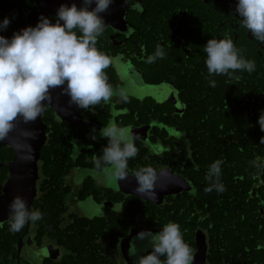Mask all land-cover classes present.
I'll use <instances>...</instances> for the list:
<instances>
[{"label":"flooded vegetation","instance_id":"af4514ba","mask_svg":"<svg viewBox=\"0 0 264 264\" xmlns=\"http://www.w3.org/2000/svg\"><path fill=\"white\" fill-rule=\"evenodd\" d=\"M55 1L58 0H0V22L5 17L11 21L0 35L11 38L23 27H35L41 15L52 18L54 23L56 14L50 13V7ZM67 1L78 7L82 3V0ZM237 3L238 0H114L102 14L106 30L96 46L110 57H122L106 69L115 94L106 104L101 102L78 111L85 126H94L98 132L114 121L138 135L135 140L138 153L127 168L128 179L106 183L114 188L119 182L131 195L100 184L98 178L106 174L96 170L95 158L82 155L64 181L68 206L65 219L72 220L70 217L74 215L85 218L86 214L94 216L88 219H102L96 223L103 231L99 242L111 264H134L129 249V262L125 259L124 240L132 232L160 231L161 224L175 217L174 202L191 200L200 202L197 223L189 224L186 230L189 235L194 233L191 238L196 244L194 256L201 251L206 264H211L213 258L236 264L235 256L242 258L244 264H264V144L260 143L264 132L258 124L264 111V44L240 27V17L235 14ZM225 38L243 50L244 58L255 62V71L238 72L236 75L241 78L231 82H226V76H213L211 79L217 86L212 88L203 46L209 39ZM158 44L165 57L147 63V57ZM121 91L127 95V101L120 98ZM101 137L99 133L97 145L101 144ZM78 152L80 149L76 157L80 155ZM82 158L92 166H83ZM216 160L222 161L220 182L226 190L206 192L209 183L205 176ZM149 166L165 179L164 191L158 186L156 189L157 201L162 199L160 204L141 198L135 191L133 173ZM80 168L95 171L96 178L88 175L78 182L73 173ZM169 177L179 182L168 185ZM173 186L175 192H171ZM37 188L38 197V184ZM122 197L125 200L137 197L141 202L125 207ZM138 204L140 210L135 211ZM154 206L163 212L155 213ZM181 212L183 218L189 211L183 206ZM212 213L219 216L213 217ZM229 221L233 226L224 231ZM69 225L66 221V227L73 230L75 225ZM192 228L195 230L191 231ZM113 236L118 239L110 246L108 237ZM22 237L24 247L32 241L39 253L50 244L61 252L54 259L42 257L41 264H89L85 260L63 261L67 250L48 238L37 241L32 223ZM237 240L240 248H236ZM145 248L138 242V254H147ZM17 264L30 263H23L20 256Z\"/></svg>","mask_w":264,"mask_h":264},{"label":"clouds","instance_id":"9594fccd","mask_svg":"<svg viewBox=\"0 0 264 264\" xmlns=\"http://www.w3.org/2000/svg\"><path fill=\"white\" fill-rule=\"evenodd\" d=\"M114 0H82L62 4L53 19L41 15L35 27L14 32L11 38L0 35V141L8 138L15 130L16 122H35L45 110V101L52 99L51 92L57 88L69 97L68 105L88 110L96 105L111 101L115 92L108 82L106 69L117 59L97 48L98 38L106 30L103 13ZM95 5V7H93ZM235 14L240 17V27L246 29L256 41L264 44V0H238ZM11 21L5 17L0 22V32L6 31ZM203 51L209 75V86L217 83L213 76H226L228 80H239L238 72L252 73L255 62L244 58L229 39H209ZM166 53L158 44L155 52L147 57V63L163 59ZM120 98L127 101L121 91ZM258 124L264 132V111ZM107 146L102 155L95 159V168L106 174L109 182L128 179V161L136 157L135 140L138 135L130 127H120L110 121L99 131ZM96 129L90 138L95 141ZM32 139L36 133H29ZM260 143L264 144V137ZM31 157L22 156V160ZM221 160L209 166L205 179L209 186L206 192L225 191L220 182ZM136 193L150 200H157L158 174L152 167H143L133 173ZM164 190L163 185L160 186ZM43 218L39 210H30L27 201L16 196L9 204V231L17 233L25 224L36 223ZM138 242L145 245L147 254H138ZM129 255L134 264H193V249L184 241L180 226L169 222L156 233L141 231L130 242ZM163 258V259H162Z\"/></svg>","mask_w":264,"mask_h":264},{"label":"trees","instance_id":"16d2710c","mask_svg":"<svg viewBox=\"0 0 264 264\" xmlns=\"http://www.w3.org/2000/svg\"><path fill=\"white\" fill-rule=\"evenodd\" d=\"M43 121L48 124V140L46 145L42 148L41 159L39 162L40 167V181L39 185V196L32 205V210H39L43 218L36 223H32L35 229L37 241H41L43 238L54 240L61 244L68 252L62 260L65 262L81 260L88 262L89 264H111L110 256H105V251H102L100 247L99 239L103 235L101 226H97V222L100 223L102 219H88L84 217L71 216L72 220L65 219V212L68 210L67 206V193L64 190V181L66 176L75 166L79 164L83 156L96 159L91 157L96 153L102 152V148L107 146V141L102 138L101 144L99 142V132L93 126L85 125H74L73 123L61 122L54 114V111L47 107L43 115ZM96 129L95 141L90 138L92 129ZM90 146H92L90 148ZM82 147V148H80ZM80 149V155L76 157L77 150ZM75 155V159H74ZM0 158L4 162H9L14 158V151L9 146H3L0 148ZM128 161V166H132L133 160ZM94 163V162H93ZM82 165L85 167L92 166L90 162L85 161L82 158ZM9 178V169L7 167L0 168V193L2 192L3 186ZM112 196L108 194V198ZM122 201L125 207L131 203L141 200L134 198L124 199ZM199 201L191 200L190 202L176 201L174 202L175 217L166 220V224L169 222L176 223L180 226L181 233L184 241L193 249V253L196 251V244L191 241L194 236L189 235L186 231L189 230L187 227L189 224L197 223L196 212L199 206ZM140 204L135 206V211L140 210ZM184 206L188 208V213L185 217L181 218V209ZM155 213H161L163 210L154 206ZM159 209V210H158ZM166 209V208H165ZM221 213V211H220ZM213 217L219 216L217 213H212ZM207 217L210 218V215ZM66 221L71 226L66 227ZM82 223L83 226H80ZM221 223L225 224L221 219ZM165 224V225H166ZM69 225V226H70ZM163 227L164 225L161 224ZM233 224L228 222V225L224 227L225 230H231ZM26 230V224L23 229L17 233L9 231V220L3 224H0V264H17V248L19 239L22 237ZM195 230V228H192ZM108 245L114 244L117 241V237H108ZM240 241L237 240L236 248H240ZM81 249V250H80ZM83 249H86L84 252ZM222 258L223 256L220 255ZM236 264H244L245 262L239 256H235ZM243 262V263H242ZM63 264V263H55ZM211 264H226L219 262L213 258Z\"/></svg>","mask_w":264,"mask_h":264},{"label":"water","instance_id":"95a60500","mask_svg":"<svg viewBox=\"0 0 264 264\" xmlns=\"http://www.w3.org/2000/svg\"><path fill=\"white\" fill-rule=\"evenodd\" d=\"M64 3L69 1H55L51 3L50 13L56 14L57 9ZM30 27V26H28ZM27 28L23 27L22 29ZM52 99L50 102L45 101V105L49 106L55 113V116L61 122L73 123L74 125H86V122L81 117L76 106L69 107V97L62 94V89L57 88L51 92ZM44 112L37 118L35 122L24 123L23 119L20 118L16 122V128L12 131L8 138L4 141H0V148L3 146H9L14 151V158L9 162H4L0 158V168L7 167L9 169V178L5 182L2 193L0 194V224H3L9 220V204L14 197L20 196L27 201L28 207L32 210V204L38 195L37 184L40 180V167L39 162L41 159L42 148L46 145L48 140V124L43 121ZM29 133H36V138L32 139ZM31 157L28 160H22L21 157ZM136 182V180H134ZM165 181L161 174H158L159 190L161 185ZM179 181L169 177L168 185H176ZM167 183V181H166ZM180 190V187L177 188ZM164 191V190H162ZM175 192V187L173 190ZM166 193V192H165ZM164 194V192H163ZM161 194V197L163 196ZM144 198V197H143ZM150 200V199H148ZM162 199L151 200L156 204H160ZM31 222L26 224V233L29 232ZM141 232V231H140ZM139 233V232H138ZM138 233L132 232L130 236L124 240L122 247L125 254V259L129 262L127 257V251L130 246L132 237L137 236ZM24 247L23 237L18 242V263ZM200 252V253H199ZM194 256L193 264H206L205 255L199 251Z\"/></svg>","mask_w":264,"mask_h":264},{"label":"rangeland","instance_id":"374dc122","mask_svg":"<svg viewBox=\"0 0 264 264\" xmlns=\"http://www.w3.org/2000/svg\"><path fill=\"white\" fill-rule=\"evenodd\" d=\"M91 175V176H95V171H90L87 169H78L75 170L73 173V176L75 177V179L80 182L82 179H84V177ZM98 181L100 184H103L104 187H107L109 189H112L114 191H120L125 195H131V191L127 188V187H123L122 185H119V182L117 183V187L115 186L113 188V186L106 184L108 182V179L106 177V175L102 176L101 178H98ZM142 198V197H141ZM86 217L88 218H93L94 216H89L88 214H86ZM33 229V228H32ZM54 247V245L50 244L47 246L46 250L44 252H37V246L33 245L32 241H28L27 242V246L24 247V249L22 250L21 253V260L23 263L29 262L30 264H41V260L42 257H49V258H56V257H60L61 256V252L56 249Z\"/></svg>","mask_w":264,"mask_h":264}]
</instances>
